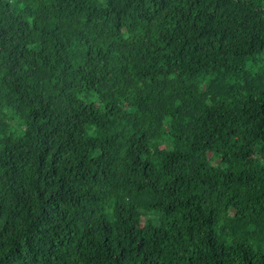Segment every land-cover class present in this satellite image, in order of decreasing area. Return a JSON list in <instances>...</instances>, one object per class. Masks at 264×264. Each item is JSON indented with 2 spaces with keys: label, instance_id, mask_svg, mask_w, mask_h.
<instances>
[{
  "label": "trees",
  "instance_id": "16d2710c",
  "mask_svg": "<svg viewBox=\"0 0 264 264\" xmlns=\"http://www.w3.org/2000/svg\"><path fill=\"white\" fill-rule=\"evenodd\" d=\"M0 264H264V0H0Z\"/></svg>",
  "mask_w": 264,
  "mask_h": 264
},
{
  "label": "rangeland",
  "instance_id": "374dc122",
  "mask_svg": "<svg viewBox=\"0 0 264 264\" xmlns=\"http://www.w3.org/2000/svg\"><path fill=\"white\" fill-rule=\"evenodd\" d=\"M253 70H254V68H253ZM130 223L131 224H135V225H137V226H141L142 225V221L141 220H138L136 217H134V216H132L131 218H130Z\"/></svg>",
  "mask_w": 264,
  "mask_h": 264
}]
</instances>
